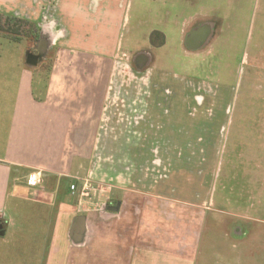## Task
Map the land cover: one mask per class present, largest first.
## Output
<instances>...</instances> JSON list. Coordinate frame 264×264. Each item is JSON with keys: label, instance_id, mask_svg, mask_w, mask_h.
<instances>
[{"label": "crops", "instance_id": "crops-1", "mask_svg": "<svg viewBox=\"0 0 264 264\" xmlns=\"http://www.w3.org/2000/svg\"><path fill=\"white\" fill-rule=\"evenodd\" d=\"M131 8L130 0H0V15L38 31L0 36V264H71L73 244L81 264L91 263V245L96 264H251L260 232L250 222L263 212L264 80L261 97L240 101L238 112L234 87L201 85L203 74L221 77L217 65L194 61L220 30L191 14L177 44L192 52L197 87L190 115L179 116V51L162 52L164 29L135 36ZM153 31L163 45L151 44ZM11 46L17 54H6ZM252 75L264 78V67ZM188 155L191 199L179 197V157ZM85 182L105 185L106 201L119 204L93 230L72 213L70 196ZM237 185L247 201L232 200ZM221 218L224 227H214Z\"/></svg>", "mask_w": 264, "mask_h": 264}, {"label": "rangeland", "instance_id": "rangeland-1", "mask_svg": "<svg viewBox=\"0 0 264 264\" xmlns=\"http://www.w3.org/2000/svg\"><path fill=\"white\" fill-rule=\"evenodd\" d=\"M132 1V8L130 12V21L132 23H141V26L131 25L134 29V34L141 35L140 39L144 38L151 27L164 29L168 33L169 41L162 49V52H167L169 55L179 51V116L182 113L190 115L191 109L186 108V104L189 105L195 97H193V91L197 87L195 80H193V74H195V60L196 64L199 62L201 65L212 66L217 65L221 70V77L215 76L208 77L207 75L200 76V83L206 82L210 79H219L221 83L227 84L235 88L231 100L238 101L236 111L238 112V104L240 101H248L253 104L256 102V95L262 90L259 88L258 82L264 80V78L253 76L252 73L258 67H264V0H130ZM128 16V12L126 13ZM191 14L204 17L206 20H212L219 26V34H217V40L212 43L208 49H206L197 57H194L191 51L182 49V45L177 44L178 36L180 34L179 29L183 25L184 21ZM201 18V17H200ZM151 26V27H150ZM6 28L10 33L0 36H7L13 40H21L24 36L29 35L34 37L38 35L37 29H32L27 24H18L14 20H10L6 23ZM12 32V33H11ZM138 39V37H137ZM165 48V49H164ZM191 49V46H189ZM212 51L208 57L207 52ZM182 50V51H181ZM17 47L11 46L9 51H6L7 55L17 54ZM248 54V61L246 62V55ZM219 56V61H216ZM258 57V58H257ZM202 58L205 60L202 61ZM10 57L7 56L6 60L10 63ZM48 65L45 64L44 68ZM263 79V80H262ZM204 81V82H203ZM262 100V99H261ZM183 105V106H181ZM190 106V105H189ZM251 111L248 107L246 108ZM258 109V108H257ZM259 110V109H258ZM255 109L252 110V113ZM251 115V113H249ZM185 140H179V146H186ZM194 164L190 155L179 157V170L185 173H179V179L185 178L179 181V197H190L192 192V180L193 176L197 177L194 173ZM201 174V178L203 177ZM187 177V178H186ZM91 182V181H90ZM75 184V183H74ZM90 184L91 189L103 188L104 192H97L90 189L87 197L81 196L78 193L72 194V213L84 216L87 221L89 229H95L97 219L101 218V213L105 212L101 207L103 204H108L110 200L106 201L107 189L106 186H98L96 184ZM35 190L37 188H34ZM33 188H27V191L34 190ZM263 194H264V188ZM26 191V192H27ZM23 195H28L27 193ZM70 192L71 189H70ZM247 189L241 188L239 185L235 187L231 192L232 200H237L242 197L244 201L248 200ZM223 200V198H222ZM260 200V198H259ZM262 213H259L258 220L255 223H251V229H254L259 233V237L255 243L256 251L249 253V260L251 264H264V196L261 199ZM220 207V206H218ZM223 211V209H221ZM107 212V211H106ZM223 220V218H221ZM217 224L219 226H217ZM223 221L213 222L214 227L223 228ZM73 244V243H72ZM72 254L70 257L71 264H81V257L79 254L78 245H72ZM95 245L89 246V261L90 264H96ZM18 264L20 260H16Z\"/></svg>", "mask_w": 264, "mask_h": 264}, {"label": "trees", "instance_id": "trees-1", "mask_svg": "<svg viewBox=\"0 0 264 264\" xmlns=\"http://www.w3.org/2000/svg\"><path fill=\"white\" fill-rule=\"evenodd\" d=\"M10 20H14V22H17L18 24H26V22L22 20L4 18L2 15H0V33L3 34L10 33V31H8V28H6V23ZM150 41L153 46L159 47L164 44L165 38L162 33L158 31H153L151 33Z\"/></svg>", "mask_w": 264, "mask_h": 264}, {"label": "water", "instance_id": "water-1", "mask_svg": "<svg viewBox=\"0 0 264 264\" xmlns=\"http://www.w3.org/2000/svg\"><path fill=\"white\" fill-rule=\"evenodd\" d=\"M37 60H38L37 56L33 54H28L26 57V64L30 66H36ZM118 209H119V204H117L116 207L114 208H110V210L115 211V212L118 211ZM1 229H2V226L0 225V235H3V231Z\"/></svg>", "mask_w": 264, "mask_h": 264}, {"label": "flooded vegetation", "instance_id": "flooded-vegetation-1", "mask_svg": "<svg viewBox=\"0 0 264 264\" xmlns=\"http://www.w3.org/2000/svg\"><path fill=\"white\" fill-rule=\"evenodd\" d=\"M116 205H117L116 202H111V201H110L108 204H103L101 208H102L103 210L106 209L107 212H115V211L110 210V208H114V207H116ZM118 210H119V209H118ZM106 211H105V212H106ZM116 212H117V211H116ZM82 222H83V221H82ZM73 226H74V228H76V230H77V229L79 230V229L81 228V226H82L81 219H77V220H75Z\"/></svg>", "mask_w": 264, "mask_h": 264}, {"label": "built area", "instance_id": "built-area-1", "mask_svg": "<svg viewBox=\"0 0 264 264\" xmlns=\"http://www.w3.org/2000/svg\"><path fill=\"white\" fill-rule=\"evenodd\" d=\"M91 187H90V184H88V182H85L82 186V189H81V192H80V195L81 196H86L88 195V192L90 191ZM71 190L74 192L75 191V186H71ZM94 191V194H96L97 192L99 193H103L104 192V189L102 188H96L95 190L94 189H91V191Z\"/></svg>", "mask_w": 264, "mask_h": 264}]
</instances>
